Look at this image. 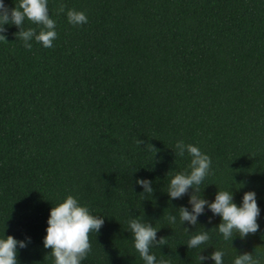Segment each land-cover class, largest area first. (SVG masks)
<instances>
[{"label": "trees", "instance_id": "1", "mask_svg": "<svg viewBox=\"0 0 264 264\" xmlns=\"http://www.w3.org/2000/svg\"><path fill=\"white\" fill-rule=\"evenodd\" d=\"M69 9L88 22L70 24ZM48 10L51 48L34 38L25 48L13 24L0 33V238L25 241L18 264H54L47 221L69 195L104 217L81 264H144L130 219L165 238L150 249L157 260L215 264L199 256L221 250L223 264L245 252L264 264V0H48ZM40 27L25 18V30ZM178 141L210 157L200 185L209 203L218 190L237 206L255 192V234L225 240L207 205L197 225L180 222L193 190L167 194L173 176L190 171ZM138 178L152 181L151 195ZM202 231L210 239L189 249Z\"/></svg>", "mask_w": 264, "mask_h": 264}, {"label": "clouds", "instance_id": "2", "mask_svg": "<svg viewBox=\"0 0 264 264\" xmlns=\"http://www.w3.org/2000/svg\"><path fill=\"white\" fill-rule=\"evenodd\" d=\"M58 11L63 12L64 6L61 5ZM25 18L41 26L40 31L37 33L32 28L25 30L23 28ZM67 18L73 25H83L88 22L85 13L75 9L67 11ZM7 24H13L19 29L15 35L24 41V47L29 50L32 48L29 41L33 38L42 43L45 48L53 47V41L57 38L56 23L49 16L48 0H19V4L13 8L7 7L3 0H0V33L7 31L4 27ZM0 40L7 41V38L5 35H0ZM137 143L144 144V141L139 140ZM148 147L158 151L151 144ZM175 147L178 150L177 155L183 156L187 151L191 156L190 171L175 174L167 190L170 199H180L188 194L189 189L193 190L188 200L191 211L184 206L179 208L180 222L197 225L198 217L204 213L207 205L214 216L221 218L222 222L217 229L225 240L233 239L234 232L238 233L241 239L249 234H255L259 229L257 218L260 215L255 192L244 193L242 204L237 206L233 202V194L230 191L218 190L214 201L209 203L202 198L200 185L209 174L210 157L202 153L197 146L185 144L183 141H178ZM135 182L143 188L142 195L153 193L151 180L138 178ZM168 220L170 224H175L176 216L169 215ZM209 221H211V217ZM47 224L43 244L46 249H51L54 264H81V261L91 251L89 234L99 233L104 224V217L90 214L88 207L81 206L76 198L69 195L63 202L51 208ZM128 227L134 239V247L144 264H170L163 258L157 260L156 256L150 252L153 245L165 243V238L157 240L158 230L152 224L141 222L140 219H130ZM185 231L188 232V229L185 228ZM209 239L208 232L202 231L191 235L187 247L189 249L197 248ZM27 240L30 242V238ZM18 245L19 248L27 246L25 241H18L10 235L0 238V264H18ZM224 255L223 251L215 250L210 257L200 255L199 260L202 262L211 259L215 264H223ZM234 264H259V260L254 259L252 253L245 252L235 258Z\"/></svg>", "mask_w": 264, "mask_h": 264}]
</instances>
